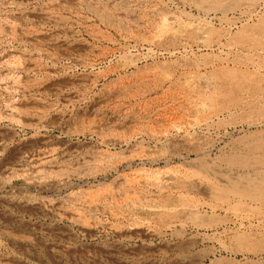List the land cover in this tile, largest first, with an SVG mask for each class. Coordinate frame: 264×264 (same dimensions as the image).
I'll return each instance as SVG.
<instances>
[{
    "label": "rangeland",
    "instance_id": "rangeland-1",
    "mask_svg": "<svg viewBox=\"0 0 264 264\" xmlns=\"http://www.w3.org/2000/svg\"><path fill=\"white\" fill-rule=\"evenodd\" d=\"M262 143L264 0H0V264H264Z\"/></svg>",
    "mask_w": 264,
    "mask_h": 264
},
{
    "label": "bare ground",
    "instance_id": "bare-ground-1",
    "mask_svg": "<svg viewBox=\"0 0 264 264\" xmlns=\"http://www.w3.org/2000/svg\"><path fill=\"white\" fill-rule=\"evenodd\" d=\"M163 23V22H162ZM166 29H164V31H165ZM170 31V30H169ZM162 32V31H161ZM167 32V31H166ZM262 144H264V143H262ZM248 153H251V152H254V151H247ZM236 155V154H235ZM230 161L232 162V163H235L236 161H241L240 160V158L239 157H237V156H233V157H231V159H230ZM180 179V178H179ZM178 179V180H179ZM169 180H170V182H173V181H175L176 182V178H174V177H172V178H169L168 180L166 179V181L164 180V181H162L161 179H160V181H157L158 182V184H161L160 185V187H166L165 186V184L164 183H169ZM256 180H258V179H256ZM256 180H254V179H249V181L252 183V182H256ZM179 182H181L180 180H179ZM170 184V183H169ZM164 185V186H163ZM198 187V186H197ZM199 189L201 188V187H198ZM197 189V188H196ZM219 189V188H218ZM201 190V189H200ZM203 190V189H202ZM204 191V190H203ZM201 192V191H200ZM199 192V193H200ZM198 193V192H197ZM202 193V192H201ZM205 193V192H204ZM132 211L135 213V214H137V215H143V214H148L149 212H150V210L149 209H147V208H144V207H134L133 209H132ZM228 254V253H227ZM205 257H207V258H209V254H206V256ZM230 259V258H229ZM227 260L226 258H223L222 256L221 257H218V258H215V259H211V260H209V263L208 264H236L234 261H232V260ZM202 261V260H201Z\"/></svg>",
    "mask_w": 264,
    "mask_h": 264
}]
</instances>
